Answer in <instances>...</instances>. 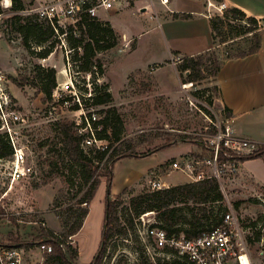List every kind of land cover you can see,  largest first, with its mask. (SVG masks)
Segmentation results:
<instances>
[{"label": "rangeland", "instance_id": "rangeland-1", "mask_svg": "<svg viewBox=\"0 0 264 264\" xmlns=\"http://www.w3.org/2000/svg\"><path fill=\"white\" fill-rule=\"evenodd\" d=\"M22 1L26 9H31L45 0ZM9 3L10 0H0V77L10 98L7 112L11 114L14 111L21 119L12 121L8 127L0 119V150H4L6 139L9 141V129L16 144L24 147L26 160L19 166V171L24 172L23 176L12 184L10 158H0V209L3 210L0 212V239L12 242L17 238L32 242V245L27 249L2 247L0 258L3 263L13 260L14 264H42L48 252L40 247L35 237L42 228L60 232L57 215L81 197L86 188L79 177V168L61 152L57 122H72L77 131L84 122L83 115L88 118L94 116L95 119L91 121L101 130L103 125H96L97 122L105 116L112 117V124L120 131L118 138L108 128L105 132L107 138L85 147V151H88L109 145L107 154L111 155H119L128 149L138 155L146 153L165 141L162 137L165 133L182 137V140L173 143L177 146L170 144L155 155L124 157L114 163L111 196L120 195L118 193L125 184L137 187L139 182L143 183L137 188H126L121 194L123 201L117 211L121 221H124L129 219L126 214L131 197L149 190L139 175H143L149 166L177 154L187 146L190 149L180 157H167L161 166L152 169L155 174L149 172L147 177H157L161 167V173H169L166 181L176 182L185 177L188 182L191 181L182 171L170 172L169 165L174 160L181 161L188 157L202 158L198 137L200 139V134L212 133L227 112L219 106L215 78L209 74L211 55H206L210 58L204 67L205 76L196 82L185 81V73L179 70L182 59L165 63L167 51L162 50L157 39L150 38L149 34L137 37L139 27L150 28L153 25L147 14H136L130 8H125L123 2L109 10L99 9L97 13L100 17L108 19L113 16L117 20L116 28L124 36L118 34L119 43L116 46L97 53L103 64L102 73L97 69L94 70L96 72L84 73L78 71L77 64L72 60L74 53L62 34L57 36L58 43L55 42L53 51L45 58L37 56V51H41L42 47L33 41L24 48L18 35L2 23L17 13L26 15L22 10H10ZM229 23L236 28L229 27ZM238 25L246 27L248 23L245 20L226 21L221 26V34H214L215 46L212 49L219 59L246 50L253 43L251 33L236 32ZM152 33L150 36H153ZM147 64L150 66L141 72L135 69ZM38 66L56 71L57 84L49 100L44 99V93L39 89L36 78ZM65 82H69L68 86L64 85ZM103 84L107 85L112 100L108 104H94L90 96L102 94ZM117 116L119 122L114 121ZM194 167L195 172H208L204 166ZM105 180V177L100 178L84 229L70 237L71 245L77 251V264H89L98 248L104 220ZM244 184L226 181L224 186L228 199L224 197L223 203L231 208L237 224L244 231L252 262L259 264L264 262V258L261 259L258 254L264 247V187L254 183ZM178 207L182 208L179 214L187 215L188 210L193 208L192 204H178ZM125 223L126 234L110 238L100 264H150L143 255L138 256V246L141 245L136 242L130 224ZM258 230L262 232L259 240H251V237L256 238ZM8 252L15 254L10 258ZM149 261L153 260L150 258Z\"/></svg>", "mask_w": 264, "mask_h": 264}, {"label": "trees", "instance_id": "trees-1", "mask_svg": "<svg viewBox=\"0 0 264 264\" xmlns=\"http://www.w3.org/2000/svg\"><path fill=\"white\" fill-rule=\"evenodd\" d=\"M10 1V10H26L22 0ZM214 1L219 2L221 0ZM244 20L248 25L246 27L238 25L239 29L236 32L239 34L251 33L253 43L246 50H242L235 55H230L227 58L243 57L253 54L259 49L261 33L258 29V20L246 15V13L236 7L227 8L222 16L214 15L210 19L213 38H215L214 34H221V26L226 21L242 22ZM2 23L6 27H10L11 32L18 35L24 48L29 47L32 41L41 46V51H37V56L40 58H45L53 51L55 42L58 43L57 36L64 32L61 28H58V33H56L51 24L45 20H40L35 13L26 15L17 13L3 20ZM229 27L236 28L232 23H229ZM65 39L74 53L72 60L77 64L78 71L84 73L96 72L94 71L95 69L102 73L103 64L97 57V53L113 48L119 43V35L108 22H102L96 17H90L87 13L83 15L82 21L78 23L76 29H72L71 27L68 29ZM79 49L80 51H78ZM208 53L212 58V67L209 74L214 78L217 76L221 60L216 56L213 49H209L198 54L182 57L179 70L185 73V81L196 82L205 76L204 67L207 66L208 58H210L206 57ZM36 72V78L40 84L39 89L44 93V99H51L52 92L57 84L55 69L38 66ZM137 72H141V70H137ZM13 82L16 83V81ZM18 86L21 87L20 84ZM102 87L104 89L102 94L98 95L94 93L93 96H90L94 104H108L112 100L111 93L107 90V85L103 84ZM114 118V121L119 122L118 116ZM112 121V117L105 116L97 124L95 123L96 125H103L101 130L96 131L97 139L104 140L107 138L108 135L105 132H107L108 128H110L111 134L118 138L120 131L112 124ZM57 128L61 152L70 163L79 168V177L86 188L81 197L75 202L68 204L57 215L61 226L60 232L57 233L51 229L42 228L40 233L35 237L39 245L45 244L51 247V250L44 255L42 264H77L75 260L77 251L72 247L70 237L77 234L81 229L89 213V206L100 184L101 177H105L106 179L104 220L98 248L89 264H100L110 238L117 234H126L127 224L125 222H128L131 229L135 231V218L145 212L154 211L158 225L165 229L169 235L178 236L182 233L188 239L197 237L222 222L221 212L225 210V206H223L224 197L218 182L211 178L184 182L167 188L148 190L134 195L131 197L129 209H127L126 215L129 216V219L121 221L118 215L117 207L123 201L121 194L126 191V188L122 190L120 195L111 196L110 188L114 163L124 157H143L149 155L170 146V144L179 141V139L182 140V137L165 133L162 135L165 141L148 149L146 153L138 155L132 149H128L119 155H111L107 154L109 145L103 149L90 148L88 151H85V148L82 147L84 136L76 131L74 123L57 122ZM191 140L194 141L195 139ZM3 146L4 150H0V158L10 157L12 149L7 139ZM258 157H261L264 161L263 146L259 148L258 153L245 157L242 160ZM178 204H184V206L192 204L193 208L188 210L189 215L179 214L182 208L178 207ZM0 212H3V210L0 209ZM202 220L204 221L203 223H201ZM261 233L258 230L256 238L253 240L258 241L262 235ZM134 236L136 242L140 244L137 236L135 234ZM31 245L32 242H23L17 238L12 240V242H5L0 239V248L18 247L20 249H27ZM138 247L140 249L138 256L141 257L143 255V258L150 264H188L183 257H181L182 260L172 258L167 261L164 257L155 256L154 262H150V258L144 248L142 246ZM166 252L175 253L173 249H167Z\"/></svg>", "mask_w": 264, "mask_h": 264}, {"label": "built area", "instance_id": "built-area-1", "mask_svg": "<svg viewBox=\"0 0 264 264\" xmlns=\"http://www.w3.org/2000/svg\"><path fill=\"white\" fill-rule=\"evenodd\" d=\"M159 1L163 5L168 2V0ZM118 3L120 4V0H45L39 6L24 11L26 14L35 13L40 20L47 21L56 33H58V28H61L64 31L62 35L65 36L70 27L76 29L84 14L87 13L90 17L98 18L97 11L99 9L109 10ZM208 5L214 9L212 16H222L223 12L229 8L222 1L208 2ZM68 84L69 82L64 83L65 86ZM9 102L8 92L0 77V119L2 124L5 123L7 127L12 121L21 119L18 113L11 111L9 114L10 112H7ZM227 116L228 114L223 117L221 123L216 125V129L212 133L200 134V139L198 137L197 142L201 146L200 155L202 158L188 157L181 161L174 160L169 165L170 170L184 172L191 178V181L215 179L226 199L227 194L224 185L228 179L238 173L243 162L242 159L255 155L261 146L264 147V144H258L248 138L236 135L233 131L232 119ZM83 118L82 127L77 132L80 135H85L82 140V147L85 148L97 144L101 140L96 138L95 132L98 128L91 121L95 117L88 118L83 115ZM8 133L9 144L12 149L8 162L12 169L11 182L13 184L24 174V172L19 171V166L25 162L26 153L24 147L16 144L11 130L8 129ZM96 146L99 147V145ZM194 166H204L208 172L203 170L195 172ZM150 173L155 174L153 171ZM146 183L149 190L167 188L156 176L148 177ZM223 206H225V210L221 212L222 222L194 238H185L182 233L178 236L169 235L165 229L158 225L154 211L142 213L135 218L134 232L153 262L155 256H160L167 261L172 258L182 260L181 257H183L188 264H254L248 252V242L244 238V231L237 224L231 208L224 203ZM246 232V234H250L248 229ZM251 238V240L254 239V237ZM40 247L47 252L51 250L49 245L41 244ZM167 249H173L175 253L166 252ZM13 254L15 252H8V257L11 258ZM258 254L261 259L264 258V247L259 250ZM0 264H14V262L12 260L3 263L0 258ZM259 264H264V262Z\"/></svg>", "mask_w": 264, "mask_h": 264}, {"label": "crops", "instance_id": "crops-1", "mask_svg": "<svg viewBox=\"0 0 264 264\" xmlns=\"http://www.w3.org/2000/svg\"><path fill=\"white\" fill-rule=\"evenodd\" d=\"M221 1L226 3L229 8L236 7L246 15L256 18L261 37L260 47L255 53L243 57L220 59V69L215 77V84L218 89L217 100L219 106L226 110L227 117L232 119L233 131L236 135L248 138L258 144H264V0ZM122 2L125 8H130L141 16L147 14L151 18L153 25L150 28L139 27L137 37L149 34L150 38L157 39L162 50L167 51L165 63L169 64L173 60H181L182 57L198 54L215 46L210 25L214 9L208 5V2L217 3L214 0H168L166 5L161 4L159 0H121L120 3ZM126 4H128L127 7ZM97 17L99 20L107 21L114 31L120 34L116 28L117 20L113 16L108 19L99 15ZM151 32H153V36H150ZM137 37L135 38L137 39ZM126 39L130 38L126 37ZM149 66L150 64H147L135 69L145 70ZM173 145L177 146V144ZM189 149L187 146V148L179 150L177 154L169 156L180 157V154ZM156 152L149 154V156L155 155ZM163 160L149 166L143 175H139V179L141 180L142 177L147 184V174L151 171L154 172L152 169L161 166ZM161 170L160 167L156 175L167 187L189 181L186 177L176 182L166 181L165 177L169 173H161ZM232 181L245 183L244 185L254 183L264 187L263 159L258 157L244 160L238 173L228 179L227 183ZM140 185L142 186L143 183L140 184L139 182L137 187ZM130 187L134 186L125 184L118 194L123 189ZM84 223L85 220L79 231L84 229Z\"/></svg>", "mask_w": 264, "mask_h": 264}, {"label": "bare ground", "instance_id": "bare-ground-1", "mask_svg": "<svg viewBox=\"0 0 264 264\" xmlns=\"http://www.w3.org/2000/svg\"><path fill=\"white\" fill-rule=\"evenodd\" d=\"M185 87H187L188 86V84L187 85H184Z\"/></svg>", "mask_w": 264, "mask_h": 264}]
</instances>
